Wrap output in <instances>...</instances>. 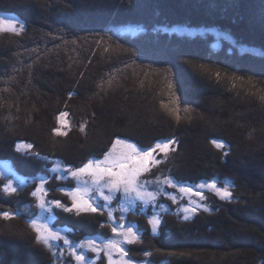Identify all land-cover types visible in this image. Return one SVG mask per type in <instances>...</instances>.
Returning <instances> with one entry per match:
<instances>
[{
    "label": "trees",
    "instance_id": "trees-1",
    "mask_svg": "<svg viewBox=\"0 0 264 264\" xmlns=\"http://www.w3.org/2000/svg\"><path fill=\"white\" fill-rule=\"evenodd\" d=\"M0 15L25 24L20 35L0 34V164L27 180L13 195L0 180V212L17 214L0 219V264L59 263L29 227L40 213L31 193L47 179L48 199L70 206L59 189L74 181L59 180L53 166L80 167L93 152L99 154L90 159H102L106 146H88L102 124L111 143L126 138L151 148L176 141L166 158L158 153L153 180L170 177L191 188L215 181L232 193L229 200L206 193L208 210L188 220L160 196L171 213L155 233L152 208L128 214L142 237L126 247L130 259L264 264V0H0ZM176 28L205 36H179ZM176 100L179 120L163 106ZM69 126L66 136L55 134ZM70 140L85 151L74 156L61 145ZM21 144L32 148L18 151ZM120 201L113 203L117 221ZM54 215L55 228L76 242L114 238L105 210ZM65 258L75 264L67 252ZM95 264H108L106 255Z\"/></svg>",
    "mask_w": 264,
    "mask_h": 264
},
{
    "label": "snow or ice",
    "instance_id": "snow-or-ice-1",
    "mask_svg": "<svg viewBox=\"0 0 264 264\" xmlns=\"http://www.w3.org/2000/svg\"><path fill=\"white\" fill-rule=\"evenodd\" d=\"M25 31V24L19 20L7 19L0 16V34L20 35ZM219 76V73H217ZM235 79V78H234ZM111 83L110 81L108 82ZM264 99V96L261 97ZM170 115L175 116L177 120L180 119V106L178 100L174 101L172 106L163 105ZM68 113H62L58 118L62 126L65 124L64 118ZM58 136H66V131H61L59 128L54 129ZM83 131V128H81ZM217 148L224 147L223 143L213 141ZM176 144L175 140H168L165 142H157L151 148H144L135 143H130L126 138H117L111 146V149L103 156L102 159H89L80 167H54L53 172H64L76 181L74 188H60L59 191L68 197L71 201L69 206L62 203L59 199H48L49 189L45 187L48 183L47 179L39 181L38 186L31 195L35 198L36 207L40 209L41 215L29 221V227L35 233V239L38 244H42L49 251L54 247H59L54 242L62 241L63 245L67 246V254L70 255L76 264H95V260H90L86 253H95L96 260H99L101 253L107 257L108 264H134V261L129 258V251L125 245H131L141 242V235L134 226H126L123 223L124 213L129 209L120 206L121 216L119 221L113 217V209L109 206L113 200L117 198V194L128 203L140 201L145 205H155L158 195H163L161 190L150 191L148 185L151 183L164 184L168 187L174 188L178 193L184 194L188 197H199L204 200L206 197L203 191H197L193 188L179 186L172 178L166 177L163 180L157 178L155 181L141 179L146 173L151 171V166L159 164L161 161L157 160L156 155L163 153L166 158L172 145ZM31 144H21L17 146V150L26 149L31 150ZM226 154V153H225ZM65 176H60V179H65ZM3 173H0V180H4ZM199 189H211L216 195L222 199H230L231 191L227 186L218 187L215 181L205 185H198ZM18 189L14 186L13 180L7 178L3 187V192L8 195L17 193ZM170 198L177 202V196L171 194ZM103 201L100 204L99 201ZM61 209L64 212L82 214L101 213L103 209H108L109 219L113 222L112 233L114 238H106L100 241L96 239H84L76 242L69 239L68 236L62 235L60 231L55 230V225L51 222L56 219L53 215V209ZM184 212L195 213V207L184 208ZM208 209L205 207V211ZM44 213L48 215L45 216ZM17 214L11 211L0 212V219L13 220L16 219ZM185 215L184 219H189ZM148 223L151 225L153 233L157 232L160 225V218L153 215ZM54 255L56 253H53ZM64 255V251L60 252ZM151 255V253H146Z\"/></svg>",
    "mask_w": 264,
    "mask_h": 264
},
{
    "label": "rangeland",
    "instance_id": "rangeland-1",
    "mask_svg": "<svg viewBox=\"0 0 264 264\" xmlns=\"http://www.w3.org/2000/svg\"><path fill=\"white\" fill-rule=\"evenodd\" d=\"M0 16L5 17V18H7V19H15V20H18V19L14 18V17H11V16H5V15H0ZM19 21H20V20H19ZM124 32H126V31H124ZM172 32H174L175 34H178L179 36H190V37H192V36H193V37H194V36H201V37H204V36H205V33L202 32V31L196 32V31L184 30V29H180V28H176V29H174ZM152 113H153V115H157V116H159V117H160V116L162 117V115H163V114L161 115V114H159V113H157V112H152ZM161 117H160V119H163V118H161ZM102 123H104V122H100V123H99V126H100ZM94 126H97V124H95ZM70 128H71V126H69L68 129L66 130L67 133L70 131ZM93 134H94V135H93V137L90 139L89 144H88V146H89V152L94 151L93 149H96V148H98V147H100V146H101V148L106 146V148L103 150V153H104V155H105V154L111 149V146H112V144L114 143V141H115L116 139H115L112 143H111V140H110V139L108 140V132H107V130L105 129V126H103V124H102V126L99 127V129L97 128V132H95V133H93ZM199 137H200V136H198V137H196L195 139H193V142H194L195 145H200V144L202 143V142H201V139H200ZM70 142H71V143H69V145L61 144V143H63V142H60V144H61L64 148H66L65 146H67L69 150H72L71 152L74 153V156H77L79 153H82L83 151H85V150H83L81 147L78 146V143H77V142H75V141H73V140H70ZM129 142H130V143H133V142H131V141H129ZM202 145H203V144H202ZM85 149H86V148H85ZM20 151H21V152H28V151H30V150L20 149ZM67 153H68V154H67ZM67 153L65 154L64 151H62V154L66 155V156L69 155V152H67ZM93 153H94V154L89 155V156L86 157L84 160H81V161H80V164H83V163H85L86 161H88L92 155L97 156V155L99 154V152H93ZM154 155H156V158H157L158 154H154ZM102 158H103V157H102ZM93 159H96V158H93ZM97 159H98V158H97ZM153 166H154V167H153ZM157 166H159V164H154V165L151 166V169H152V168L155 169V168H157ZM54 167H68V166L64 165L61 161H56L55 164H54V166H53V168H54ZM52 172H53V171H52ZM0 173H3L5 179H7V178H11V179L13 180L14 186L17 187L18 190H19V189H22L24 186L27 185V180H26V179H23L22 177H20V176H18V175H16V174L14 173V170L12 171L11 167H10L9 165H7V164H0ZM150 174H151V171L148 172V173H146L144 176H142L141 179H142V180H143V179H147V180H149V181H155L156 179L153 180V179H152V175H150ZM53 175H57L59 180H65V181H67V180H72V181H74V184H75V186H76V181H75L72 177L68 176L67 173H64V172H53ZM60 176H65L66 178H65V179H60ZM40 180H42V179H40ZM160 180H163V179H160ZM173 181H174V180H173ZM174 182H175V181H174ZM175 183H176V182H175ZM209 183H211V182H208V183H201V184H205V185H207V184H209ZM216 183H217V182H216ZM217 186H218V187H222V186L219 185V183H217ZM184 187H189V186H184ZM227 187H228L229 190H230V185H227ZM148 188H149L150 191L161 190V191L164 193V194H163L164 197H166L167 199L171 200L173 203L178 204V206H179V208H180L179 213H180L183 217H185V215H188V216L190 217L189 219H191V218H193L194 215L198 212V210H204V209H205V205L203 204V202H204L205 199H204V200H200L199 197H188V196H186V195H184V194L178 193V191H177L176 189L171 188V187H168L167 185H164V184L151 183V184L148 185ZM189 188H191V187H189ZM168 189L174 190L175 192L171 193V192L168 191ZM193 189H194V190H197V191H203L204 195H205L206 193H208V192L215 193L214 191H212L211 189H208V188H205V189H199L198 187H196V188H193ZM169 194H171V195H173V196H177V198H178V199H177V202H174V201L170 198V195H169ZM160 196H162V195H158V196H157V200H156V202H155V205H156V206H153V205H151V204H149V205L142 204L140 201H135L134 203H131V204H130V203H128L127 201H125V200L121 197L120 194H117V198H116V199L120 198V199H121V201H120L121 205H123L124 207H126V208L129 209L126 213L123 214V215H124L123 223H125L126 226H134V227L137 229V227H136L135 224H129V223L127 222V215L130 214V213L136 214V213H137V209L140 208V207H141V208L143 207V211H144V212H147V210H148L149 208H152V209H153V210H152L153 214H152V215H149V219H151L152 216L155 215V216H157V217L160 218V224H161V222H162V218H163V215L168 214V213H171V208H169L167 204H161V203H159ZM231 197H232V196H231ZM47 198H48V197H47ZM116 199L113 200L112 204L109 206L110 208L113 209V203L115 202ZM225 200H229V199H225ZM99 203H100V204H103L104 202L101 200V201H99ZM186 207H187V208L195 207V209H196L195 213H192V212H187V213H186V212H184L183 209L186 208ZM55 210H56V208L53 209V215H54V211H55ZM103 210H105V211L108 212V209H103ZM40 215H41V212L39 213V216H40ZM44 215L47 216L48 214H47V213H44ZM112 215H113V217L115 216V211H114V210H113ZM54 216H55V215H54ZM187 220H188V219H187ZM54 222H55V220H53L51 223L54 225ZM112 224H113V222H112ZM55 230L60 231L62 235H66V236H67V232H66V231H62V230L57 229V228H55ZM96 240L99 241L98 239H96ZM54 243H56V244L59 245V247H54V248H53V251L56 253V255H57V257H58V262H59L58 264H67V260H66V258H65V252H67V246L63 245V242H62V241L54 242ZM127 246H128V245H125V248H126ZM61 251H64V255H62V256L60 255V252H61ZM89 254H93V255H94V258H93V259H90V260H95V262H96V261H100V260L102 259V255H105L104 253H101V257H100V259H99V260H96V258H95V253H91V252L86 253L87 256H88ZM75 264H76V262H75ZM134 264H139V263L134 262ZM140 264H142V263H140Z\"/></svg>",
    "mask_w": 264,
    "mask_h": 264
}]
</instances>
